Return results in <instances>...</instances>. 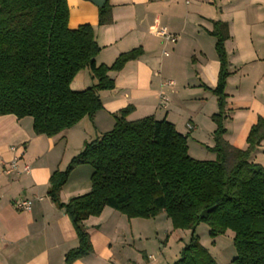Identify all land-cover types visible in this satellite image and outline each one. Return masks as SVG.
Here are the masks:
<instances>
[{"label": "trees", "instance_id": "trees-1", "mask_svg": "<svg viewBox=\"0 0 264 264\" xmlns=\"http://www.w3.org/2000/svg\"><path fill=\"white\" fill-rule=\"evenodd\" d=\"M67 0H0V115L29 116L36 135L53 137L92 119L102 109L98 92L112 90L109 71L121 70L142 54L140 47L120 53L110 65L96 64L100 51L93 27L68 25ZM111 7L98 9V24L111 23ZM219 61L216 85L215 153L212 160L188 153L186 135L165 118L147 115L130 120L132 105L113 113L112 128L86 141L64 170L49 177L47 195L63 208L78 245L64 256L65 264L87 256L93 247L84 221L110 207L127 218H153L163 211L174 229H191L190 238L172 264H217L195 234L200 222L213 239L233 233L234 264H264V168L250 160L264 139V114L249 128L244 149L225 139L227 78L230 75L225 41L226 22L214 21ZM87 69L95 83L82 90L70 87L74 76ZM88 164L90 190L60 202L59 193L71 171ZM213 207L203 217L201 212ZM213 242V241H212Z\"/></svg>", "mask_w": 264, "mask_h": 264}, {"label": "crops", "instance_id": "crops-1", "mask_svg": "<svg viewBox=\"0 0 264 264\" xmlns=\"http://www.w3.org/2000/svg\"><path fill=\"white\" fill-rule=\"evenodd\" d=\"M106 2L111 7L112 21L100 25V7L90 0H67L69 27L85 23L93 27L100 46L96 64L110 65L120 53L138 47L142 54L126 62L121 70L108 72L114 79V88L98 92L103 107L95 114L112 123L113 113L132 105L128 119L147 115L165 118L186 135L189 154L190 139L194 145L212 147L215 124L211 115L217 111V102L211 88L217 82L219 61L215 38L209 31L214 21H223L230 35L225 41L230 75L225 87L224 139L232 147L244 149L250 126L264 114V0ZM162 27L176 35L175 42H166L157 34ZM94 83L84 69L74 76L70 87L82 90ZM183 102L189 107L182 106ZM67 132L68 129L53 137L35 135L31 118L0 115V264H65V253L78 245L64 209L47 195L50 175L66 168L80 152L78 146L82 143L69 150ZM255 150L250 160L264 165V139ZM18 156V166L27 163L30 172L6 174L5 164ZM83 166H76L69 174L59 193L60 202L90 190L87 177L83 179L76 173ZM22 198L33 199L29 211L13 207V201ZM104 213L108 222L101 220ZM147 219L127 218L104 207L100 215L84 221L92 252L72 264H163L156 244L148 243L150 237L142 225ZM153 234L158 235L156 228ZM229 234L232 239L233 233ZM163 248L164 244L160 245L161 251Z\"/></svg>", "mask_w": 264, "mask_h": 264}, {"label": "rangeland", "instance_id": "rangeland-1", "mask_svg": "<svg viewBox=\"0 0 264 264\" xmlns=\"http://www.w3.org/2000/svg\"><path fill=\"white\" fill-rule=\"evenodd\" d=\"M181 105L184 107H189V104L187 105V103L184 102ZM24 118L30 119L29 116H26ZM113 118L114 117L112 115V119ZM108 121H109L108 118H105L103 116H97L95 114L92 119L89 118H85L84 120L81 119L78 123L68 128L67 137L69 139L68 140L69 150H71L73 147L76 148V146H78V143L79 144L82 143L81 147L78 146L80 148L79 150L81 151L82 150L81 148H83V145L86 141H90L96 138L97 136L101 135L105 131L111 129L114 124V121H112V123H109ZM189 147H190L189 151L191 156H197V158H201V159L215 158V153L207 149L204 143L201 145L200 144L194 145L190 139ZM195 148L200 151H196ZM255 151L256 150H254L252 153H254ZM254 162L258 163L264 168V165L261 164L260 162L258 161H254ZM64 169L65 168H63V170ZM80 169H83V171ZM76 171H77L76 173L79 174L78 177H82L83 179L87 177L86 180L90 183V178L88 177H90L92 171L91 166L85 164L83 168H79V170ZM106 215L107 214L104 213L101 216L102 221L107 220ZM142 223H143L142 225L144 226V230L147 232V234H149L150 237L149 238L150 241L148 243L156 244L155 250L156 252L159 253V256L161 257L160 261L163 264H171L180 257V252L182 250L181 242H183L184 245L187 244L190 238L191 229H174L172 227L170 219L166 216V213L163 211L159 212L153 218H148ZM155 228L158 231V235L153 234ZM194 230H195V234L199 238V242L204 247L209 249V252H211V255H213L214 259L216 258L217 264H234L232 262V259L235 256V248L232 239L230 237L229 230L226 234L220 235L219 237L217 238L215 237L213 239L208 235L209 228L205 222H200L199 224H197ZM212 241H214V243L216 244H213ZM162 244H164L163 251L160 250V245ZM131 263L142 264L141 262H135V263L131 262Z\"/></svg>", "mask_w": 264, "mask_h": 264}, {"label": "built area", "instance_id": "built-area-1", "mask_svg": "<svg viewBox=\"0 0 264 264\" xmlns=\"http://www.w3.org/2000/svg\"><path fill=\"white\" fill-rule=\"evenodd\" d=\"M156 32L158 35L162 36L166 42L173 43L177 39L176 35L168 32L165 27L160 28ZM164 53H166V52H164ZM163 99H164V97H163ZM11 150L15 151L16 147L12 146ZM19 158H20L19 156L14 157L11 161H9L8 163L5 164L4 171L6 174H13L15 176H20L22 174H27L30 172L31 167L29 164L23 163V165L21 167L18 166ZM32 200L33 199H29V198L16 199L13 201L12 204H13V207L17 211L24 212V211H29L31 209ZM126 264H132V263H126Z\"/></svg>", "mask_w": 264, "mask_h": 264}, {"label": "water", "instance_id": "water-1", "mask_svg": "<svg viewBox=\"0 0 264 264\" xmlns=\"http://www.w3.org/2000/svg\"><path fill=\"white\" fill-rule=\"evenodd\" d=\"M90 1H91L92 3H94L95 5H97L98 7H102V6L104 5V2H105V0H90ZM212 208H213V207H210V208H208V209L203 210V211L201 212V215H202L203 217H205L206 214H207V212L210 211V210H212Z\"/></svg>", "mask_w": 264, "mask_h": 264}]
</instances>
